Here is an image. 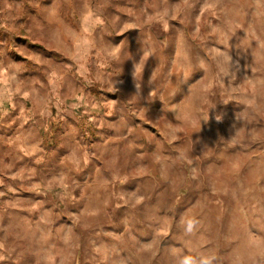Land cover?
Masks as SVG:
<instances>
[{"label": "rangeland", "instance_id": "rangeland-1", "mask_svg": "<svg viewBox=\"0 0 264 264\" xmlns=\"http://www.w3.org/2000/svg\"><path fill=\"white\" fill-rule=\"evenodd\" d=\"M12 1L0 264H264V0Z\"/></svg>", "mask_w": 264, "mask_h": 264}, {"label": "crops", "instance_id": "crops-1", "mask_svg": "<svg viewBox=\"0 0 264 264\" xmlns=\"http://www.w3.org/2000/svg\"><path fill=\"white\" fill-rule=\"evenodd\" d=\"M16 11L15 4L12 0H5L3 1V4L0 6V13L2 14H10L12 12Z\"/></svg>", "mask_w": 264, "mask_h": 264}, {"label": "clouds", "instance_id": "clouds-1", "mask_svg": "<svg viewBox=\"0 0 264 264\" xmlns=\"http://www.w3.org/2000/svg\"><path fill=\"white\" fill-rule=\"evenodd\" d=\"M189 227L191 228V224L189 225ZM183 264H192V262H191V260H189V259H185V260L183 261Z\"/></svg>", "mask_w": 264, "mask_h": 264}]
</instances>
